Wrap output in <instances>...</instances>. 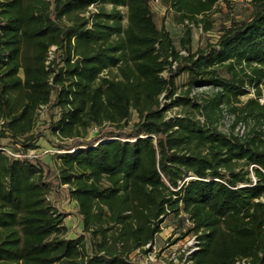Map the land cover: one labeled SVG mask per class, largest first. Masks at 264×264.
<instances>
[{"label": "trees", "instance_id": "1", "mask_svg": "<svg viewBox=\"0 0 264 264\" xmlns=\"http://www.w3.org/2000/svg\"><path fill=\"white\" fill-rule=\"evenodd\" d=\"M151 1L0 0V136L22 146L0 147V264H135L130 255L151 251L170 215L183 236H198L190 264H264V0H252L250 17L223 26L205 50L192 53L188 28L181 46L189 56L175 68L183 57L158 28ZM160 1L180 23L208 33L228 0ZM54 47L63 51L60 66L50 60ZM184 74L189 90H217L205 105L191 102L190 91L174 100L203 124L168 121L162 108ZM249 88L255 97L243 103ZM54 91L62 116L52 131L72 140L54 145L83 222L77 239L66 236L68 214L49 201L44 165L28 157L43 136L32 134L38 112ZM222 105L236 125L252 120L257 129L244 137L219 131ZM133 112L138 122L130 125ZM91 127L102 131L86 141L82 131Z\"/></svg>", "mask_w": 264, "mask_h": 264}, {"label": "rangeland", "instance_id": "2", "mask_svg": "<svg viewBox=\"0 0 264 264\" xmlns=\"http://www.w3.org/2000/svg\"><path fill=\"white\" fill-rule=\"evenodd\" d=\"M252 0H228L221 2L217 7L215 12L211 15L210 19L213 22V29L211 32H205L204 25L196 23H180L178 16L174 13L172 9L166 7L162 4L160 0H152L151 6L154 13L155 22L159 29L165 28L171 33L174 46L181 53L182 59L175 62L173 67L182 65L185 63L184 58L189 56V52L184 50L181 46V39L185 37V33L188 28L192 29V53L198 50H205L209 45H215L220 36V32L223 26L230 25L232 20H245L250 17L252 12ZM106 10L111 13L113 5L110 3L103 4ZM124 15L122 22L123 26L127 25V10L125 7L121 8ZM202 17H199L201 19ZM61 55H63L62 50H57V48H52L50 53V60H55L57 66L62 64ZM118 72L116 69L113 70L112 75H116ZM225 75V74H223ZM226 76V75H225ZM187 75L184 74L180 76L176 83L178 91L173 99H169L164 94L161 98L162 108L166 107L168 110L166 112V118L175 119L178 117H189L196 121H200L201 124L205 122L204 117L196 112L189 106L182 105L180 103L174 102L177 97H186L187 91H190L189 99L191 102H196L205 105L207 101L211 100L217 90L210 85L204 87H196L189 90ZM249 94L243 96L241 101L246 103L250 98L255 97V90L249 88ZM57 93L54 91L52 102L48 106H43L38 112L36 126L33 130V135L38 138L36 141V148L29 151L28 157L32 158L36 163H41L45 167V171L48 173V181L52 183V192L49 196V201L56 206L60 213H66L64 224L68 228L67 238L77 239L83 232V222L78 216V204L71 197L69 185H64L61 180V162L59 161L57 155L60 153L58 148L54 144H65L71 143L72 140L61 139L58 135L54 134L52 131L53 124L57 123L61 116L62 110L60 106L56 105ZM261 103L264 104V87L263 96L261 98ZM21 100L18 101L17 107H20ZM222 112L218 115L215 126L219 131L225 134H234L239 137H244L247 134H251L253 129H257V125L254 121L249 120L248 122H242L235 124V115L226 105H222ZM138 122V118L135 112H133L130 125ZM3 120L0 119V133L3 129ZM108 127V125L106 126ZM102 129L98 127H91L87 131H82V137L84 140L90 141L94 139ZM26 138H21L20 141L24 142ZM0 147H6L10 150L16 148H22L21 145H16L10 139L2 138L0 136ZM244 169H246L244 167ZM185 229L181 226L179 218L170 215L165 219V223L162 228V233H160L153 246L146 247L148 250L150 248L156 252V262H149V264H168L172 259L176 260V264H188V259L184 256V251H187L189 244L194 239L193 234L183 236ZM197 241V240H195ZM144 253L141 250H136L130 257L134 262H141Z\"/></svg>", "mask_w": 264, "mask_h": 264}, {"label": "built area", "instance_id": "3", "mask_svg": "<svg viewBox=\"0 0 264 264\" xmlns=\"http://www.w3.org/2000/svg\"><path fill=\"white\" fill-rule=\"evenodd\" d=\"M97 6L96 5H93L90 7V13H87V16L89 17L90 14H93V13H96L97 12ZM185 223H186V226L187 227H193L194 226V223L193 221L185 216ZM186 230V229H185ZM194 235V239L192 240V242L189 244L188 248H187V251L185 252L184 251V256H186V258L188 259V264H190L191 262H189V258L195 254L196 252H198L201 248V244L200 242L198 241V236L196 234H193ZM197 240V241H195ZM151 245H148L147 247H150ZM156 252L153 251V249L147 253H144V256H143V259L141 262H134L135 264H149V262H156V259H155V255ZM176 260L175 259H172V261L170 262H173L175 263ZM176 264V263H175ZM235 264H253L252 261L250 259H239L235 262Z\"/></svg>", "mask_w": 264, "mask_h": 264}]
</instances>
